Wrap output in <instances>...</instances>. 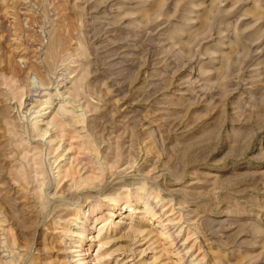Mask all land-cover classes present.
Instances as JSON below:
<instances>
[{
	"label": "rangeland",
	"instance_id": "rangeland-1",
	"mask_svg": "<svg viewBox=\"0 0 264 264\" xmlns=\"http://www.w3.org/2000/svg\"><path fill=\"white\" fill-rule=\"evenodd\" d=\"M80 248L264 264V0H0V264Z\"/></svg>",
	"mask_w": 264,
	"mask_h": 264
},
{
	"label": "bare ground",
	"instance_id": "bare-ground-1",
	"mask_svg": "<svg viewBox=\"0 0 264 264\" xmlns=\"http://www.w3.org/2000/svg\"><path fill=\"white\" fill-rule=\"evenodd\" d=\"M29 72V71H28ZM28 76V75H27ZM50 99V98H49ZM51 102L52 101H48V104H51ZM34 104V103H33ZM44 104V103H43ZM48 107H50V106H48ZM60 107V106H59ZM55 108V107H54ZM57 113L60 115L62 112H61V110L59 109V108H57ZM45 113V112H44ZM63 115V114H62ZM60 117H61V115H60ZM46 132V131H45ZM78 233L79 234H82V232L81 231H78ZM78 246H80V245H78ZM69 248V247H68ZM74 253H77V254H74V256L75 257H79V258H77V259H75L76 261H80V262H82V264H86L85 262H86V258L82 255L83 253H82V249L80 248V249H77V250H72ZM74 257V258H75Z\"/></svg>",
	"mask_w": 264,
	"mask_h": 264
}]
</instances>
